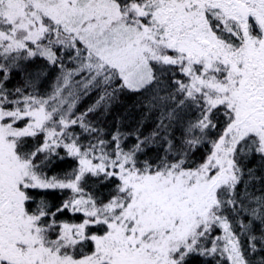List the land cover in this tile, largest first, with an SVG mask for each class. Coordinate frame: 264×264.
<instances>
[{"label":"snow or ice","instance_id":"6c2138e0","mask_svg":"<svg viewBox=\"0 0 264 264\" xmlns=\"http://www.w3.org/2000/svg\"><path fill=\"white\" fill-rule=\"evenodd\" d=\"M193 260L264 264V0H0V264Z\"/></svg>","mask_w":264,"mask_h":264},{"label":"trees","instance_id":"16d2710c","mask_svg":"<svg viewBox=\"0 0 264 264\" xmlns=\"http://www.w3.org/2000/svg\"><path fill=\"white\" fill-rule=\"evenodd\" d=\"M89 101H86L85 103H88ZM134 103V98L132 97H126L124 99H122V101L117 104L111 115L108 117V121L107 124L109 127L114 126L115 124V118L120 117V116H124L126 118H129L131 116H135L137 115V113H135L134 111H130L132 104ZM127 123L131 126L134 121L131 119L127 120ZM150 130L148 127H146L145 131ZM71 161H65L63 163L58 164L57 166H54V168L52 169L53 171H60L63 170L65 168H68L71 165ZM53 204L59 203V199L60 197L55 194V193H50L49 197H48ZM193 264H199L198 260H193Z\"/></svg>","mask_w":264,"mask_h":264}]
</instances>
